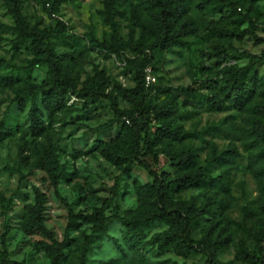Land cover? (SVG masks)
<instances>
[{
	"label": "rangeland",
	"instance_id": "rangeland-1",
	"mask_svg": "<svg viewBox=\"0 0 264 264\" xmlns=\"http://www.w3.org/2000/svg\"><path fill=\"white\" fill-rule=\"evenodd\" d=\"M181 1L187 10L180 19L188 20L195 31L168 51L150 50L153 85L169 89L152 90L148 103L172 104L171 118L186 132L175 146L188 149L204 174L222 175L223 183L173 187L169 194L174 200L193 198L200 211L190 237L198 240L207 230L210 237L216 236L221 243L217 264H264L235 258L239 242L251 250L254 234L264 229V142L250 133L252 119L264 122V0H227L232 5L221 0ZM20 11L29 26L41 30L43 42L76 89L96 71H102L105 83L94 97L66 92L58 109L45 112L40 92L46 87L47 67L30 62V41L15 39L12 16L0 0V126L9 131L0 141V264H49L38 245L44 240L39 232L22 229L35 191L43 196L42 221L59 244L62 264H202V254L181 256L170 247L143 243L166 228L160 222L143 226L141 242L127 246L121 218L152 205L142 190L150 178L134 163L124 171L101 151L103 143L115 149L124 146L122 129L127 123L119 112L134 114V109L119 97L118 88L133 86L128 61L136 54L129 43L144 45L153 39L156 20L151 2L56 0L54 13L61 26L37 4L21 1ZM31 107L40 110L35 136L28 130ZM20 142L25 143L22 160L17 156ZM48 144L62 170L57 194L43 171L32 166ZM147 162L155 172H173L159 154ZM93 210L115 219L99 225L88 217ZM69 211L78 216L72 226L67 225Z\"/></svg>",
	"mask_w": 264,
	"mask_h": 264
},
{
	"label": "trees",
	"instance_id": "trees-1",
	"mask_svg": "<svg viewBox=\"0 0 264 264\" xmlns=\"http://www.w3.org/2000/svg\"><path fill=\"white\" fill-rule=\"evenodd\" d=\"M5 3L10 12L14 28L15 39H29L31 63L42 62L47 67L46 87L40 92L42 108L45 112L58 109L65 102L66 92H75L79 97H94L99 95L104 86L105 80L102 71H96L92 76L86 78L76 89V84L72 78L63 72L56 61V56L51 48L43 42L42 32L37 26H29L20 11L21 1L27 0H1ZM154 7V18L156 20V29L153 39L148 44H141L136 41L129 43V48L136 54L128 62L133 69L132 82L130 88H118L119 97L131 104L134 114L126 110L120 111L121 116H125L122 132L125 136L124 146L115 149L109 143L101 145L103 155L112 163L123 165V170L128 171L130 164H136L142 168L148 177L149 182L142 186V190L151 197L152 205L139 214H132L121 218L124 226L122 233L123 239L128 247H132L141 242L142 227L152 222H160L166 226L164 230L155 232L143 242L149 245H155L158 249L170 247L171 250L181 256L189 254L204 255L202 264H217L216 254L221 244L217 237H210V231L204 232L200 239L194 240L190 237L192 221L199 215V209L194 206L193 198L186 201L174 200L170 197V190L175 187L179 190L184 186L195 185L198 183H223L222 175L211 176L204 174L199 165L194 164L193 157L188 149L182 146H175L186 137V132L172 120L173 107L167 100H161L157 105H150L148 99L149 93L165 92L167 86H154L153 83L145 84L143 70L149 67L153 74L154 68L151 66V49L158 52L168 51L176 41L181 37L194 33V26L188 20H181L180 16L186 12V6L181 0H149ZM222 2L232 5L227 0ZM50 7L41 10L49 16L54 13L56 0H49ZM37 4V3H36ZM239 11L240 7L235 6ZM107 12L110 9L107 7ZM57 26L62 25V20L52 18ZM103 46L110 52L118 53V49L109 45ZM233 82L237 83L238 77L234 72ZM179 91L189 92L188 87H179ZM67 97V96H66ZM212 102H216L211 98ZM20 101V100H19ZM20 103V102H18ZM113 110L117 108L112 104ZM40 110L31 107L28 111V130L31 135H38L40 131L39 121ZM153 121V123H151ZM250 133L253 139L258 142H264V122L259 119H252ZM9 134L0 126V141ZM24 142H20L17 149V156L20 160ZM264 148V145H263ZM52 144H48L40 154L33 160L32 166L43 171L49 185L55 194L56 185L61 176L60 169ZM158 154L167 161L168 166L173 172L169 173L163 170L155 172L147 162L148 158L156 160ZM42 202L43 196L35 191L34 203L27 207L26 215L22 223L24 231L32 229L37 230L44 240H39V247L48 257L49 264H62L59 244L53 237V234L46 229L42 221ZM77 214L68 212L67 225L75 224ZM90 220L99 225H104L115 216H102L99 210H93L88 216ZM235 258L247 260L253 263L264 262V229L259 234H254V244L251 250H247L239 242L238 252ZM102 264H118L113 261Z\"/></svg>",
	"mask_w": 264,
	"mask_h": 264
},
{
	"label": "built area",
	"instance_id": "built-area-1",
	"mask_svg": "<svg viewBox=\"0 0 264 264\" xmlns=\"http://www.w3.org/2000/svg\"><path fill=\"white\" fill-rule=\"evenodd\" d=\"M33 4H36L37 3V6L38 8L41 10V5H43L44 8H49L50 7V2L49 0H27ZM47 14L45 13V16ZM48 16V15H47ZM49 16L51 18H58L60 19L57 15H55V13L53 12H50L49 13ZM61 20V19H60ZM262 36L264 37V24H263V27H262ZM143 78H144V83L145 84H150V83H153L155 81V77L154 75L151 73L150 71V68L149 67H145L144 70H143ZM125 122H127V120H125Z\"/></svg>",
	"mask_w": 264,
	"mask_h": 264
}]
</instances>
